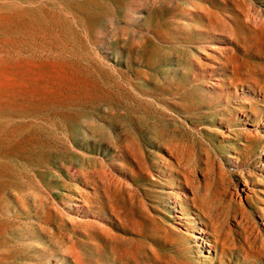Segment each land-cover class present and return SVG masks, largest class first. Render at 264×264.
<instances>
[{
	"label": "rangeland",
	"instance_id": "374dc122",
	"mask_svg": "<svg viewBox=\"0 0 264 264\" xmlns=\"http://www.w3.org/2000/svg\"><path fill=\"white\" fill-rule=\"evenodd\" d=\"M151 3L0 0V264H114L112 247L148 245L169 264H258L240 244L264 232V94L240 91L264 85V0ZM239 133L263 142L239 155Z\"/></svg>",
	"mask_w": 264,
	"mask_h": 264
},
{
	"label": "bare ground",
	"instance_id": "6f19581e",
	"mask_svg": "<svg viewBox=\"0 0 264 264\" xmlns=\"http://www.w3.org/2000/svg\"><path fill=\"white\" fill-rule=\"evenodd\" d=\"M110 1V0H109ZM186 2V1H185ZM188 2H191V1H188ZM193 2V1H192ZM129 3V2H128ZM195 4V3H194ZM193 4V5H194ZM105 5V4H104ZM190 5V4H189ZM164 7V6H163ZM194 7V6H193ZM112 8V7H111ZM184 8V7H183ZM165 9V8H164ZM185 9V8H184ZM195 9V8H194ZM168 10V9H167ZM202 10V9H201ZM152 11V10H151ZM150 11V12H151ZM154 11V10H153ZM156 11V10H155ZM179 11V10H178ZM184 11V10H183ZM187 11H188V9H187ZM186 11V12H187ZM192 11V10H191ZM190 11V12H191ZM158 12V11H157ZM181 11H179V13H180ZM104 13V12H103ZM156 13V12H155ZM169 13V12H168ZM178 13V14H179ZM188 13V12H187ZM187 13H185V14H187ZM177 15V14H176ZM227 15V14H226ZM151 16V15H150ZM187 15H185V17H186ZM190 16V15H189ZM189 16H187L186 18H188ZM145 17V16H144ZM191 17H192V15H191ZM119 18V17H118ZM149 18H151V17H149ZM153 18V17H152ZM172 18V17H171ZM170 18V19H171ZM179 18H181V17H179ZM166 19V18H165ZM173 19H174V17H173ZM177 19V18H176ZM178 20V19H177ZM180 20V19H179ZM189 20V19H188ZM164 21V20H163ZM181 21V20H180ZM187 23V22H186ZM192 24H194V23H192ZM164 25V24H163ZM185 25V24H184ZM182 26V25H181ZM188 26V25H187ZM197 26V25H196ZM165 27V26H164ZM154 28V27H153ZM170 28V27H169ZM176 28V27H175ZM189 28V27H188ZM250 28V27H249ZM174 29V28H173ZM190 29V28H189ZM188 29V30H189ZM192 29V28H191ZM170 30H171V28H170ZM166 32V31H165ZM171 32V31H170ZM176 32V31H175ZM169 34H171V33H169L168 32V34L167 35H169ZM150 35V34H149ZM219 35V34H218ZM147 36V35H146ZM163 36V35H162ZM214 37V36H213ZM221 37V36H220ZM230 37V36H229ZM149 39H151V37L149 38ZM211 39V38H210ZM231 39V38H230ZM229 39V40H230ZM249 39V38H248ZM151 40H153V39H151ZM220 40H222V39H220ZM226 41V40H225ZM232 41V40H231ZM156 42V41H155ZM220 42V41H219ZM226 42H228V41H226ZM157 43V42H156ZM235 46L236 47H234V48H240V47H238V46H243V50H245L246 51V57H249L250 56V54H251V47H247V45L245 44V42H243V41H241V40H235ZM189 45H191V44H189ZM198 45V44H197ZM201 45V44H200ZM205 45V44H204ZM164 46V45H163ZM206 46H208V45H206ZM232 46V45H231ZM159 47V46H158ZM212 47V46H211ZM220 47V46H219ZM227 47H229V46H227ZM226 47V48H227ZM256 47V46H255ZM159 48H161V47H159ZM198 48V47H197ZM201 48V47H200ZM253 48V47H252ZM177 49V48H176ZM196 49V48H195ZM204 49H206V48H204ZM168 50V49H167ZM178 50V49H177ZM186 50V49H185ZM239 50H241V48L239 49ZM169 51V50H168ZM197 52V51H196ZM250 52V53H249ZM256 52H257V55H262L263 57H264V50H261V49H257L256 50ZM203 53V52H202ZM227 56H229V54H230V52L229 51H227ZM248 53H249V55H248ZM187 54V53H186ZM189 54V53H188ZM245 54V53H244ZM234 55H236V53H234ZM189 56V55H188ZM206 56V55H205ZM194 57H195V55H194ZM202 57V56H201ZM255 57H256V55H255ZM187 58H189V57H187ZM186 58V59H187ZM184 59V58H183ZM191 59V58H190ZM189 59V60H190ZM194 59V58H193ZM196 60V59H195ZM204 60V59H203ZM185 61V60H184ZM233 61V60H232ZM219 62V64H225V62H223V61H218ZM190 63V62H189ZM186 64V63H185ZM188 65H190V64H188ZM187 65V66H188ZM188 67H190V66H188ZM212 67H214V68H216L215 66H212ZM186 68V67H185ZM210 69H211V67H210ZM213 69V68H212ZM223 69V68H222ZM201 71V70H200ZM202 71H204V70H202ZM216 71H218V70H216ZM165 72V71H164ZM163 72V73H164ZM187 72V71H186ZM185 72V73H186ZM223 73H224V71H223ZM231 73V72H230ZM246 74V73H245ZM170 74H168V76H169ZM212 75V74H211ZM224 76H226V75H224ZM173 77V76H172ZM227 77V76H226ZM246 77V76H245ZM217 78V77H216ZM250 78V79H249ZM248 78V80H251V81H253L252 83H253V85H249V87H248V89L246 90L245 88L242 90V91H240V94H246V95H248V96H251V97H254L255 95V93H256V91L258 92V93H263L264 94V85H261L260 84V81H258L257 79H255V78H251V77H249ZM172 79H174V78H172ZM240 79V78H239ZM215 80V79H214ZM217 80V79H216ZM227 80L230 82V84H232V85H234L235 84V81H234V79L233 78H227ZM225 81V80H224ZM219 83V82H218ZM166 85V84H165ZM164 85V86H165ZM168 85V84H167ZM216 85V84H215ZM167 87V86H166ZM221 89V88H220ZM174 93V92H173ZM221 94V93H220ZM218 98H219V96H217ZM217 99V98H216ZM215 99V100H216ZM238 100V99H237ZM252 100H254V99H252ZM250 101V100H249ZM249 101H247V99H246V101H244V100H239V102H240V104L242 105V106H240V107H247V105L248 106H250L251 108H254V106H256L257 105V103L256 102H249ZM262 101L264 102V98L262 99ZM249 102V103H248ZM261 103V102H260ZM219 106V105H218ZM259 108H260V106H259ZM263 108V107H262ZM250 111V110H249ZM262 113H263V111H262ZM244 114V113H243ZM260 116V115H259ZM223 119H225V118H223ZM230 119V118H229ZM226 122L228 121V120H225ZM225 125V124H224ZM230 126V125H229ZM239 135L240 136H242L241 138H246V140H247V142L249 143L248 145H244V144H242L243 146H244V149H241V147H239V145H234V148H233V151H234V153H238L239 155L241 154V153H243V151H245V149L247 150V149H252V147H253V145L252 144H254V143H261V142H263V139H261L260 137H252V136H250V135H245L244 133H239ZM127 136V135H126ZM126 136H125V138H126ZM118 137V136H117ZM124 140V139H123ZM138 140V139H137ZM118 141V140H117ZM126 141H127V139H126ZM125 141V142H126ZM124 142V141H123ZM123 142H121V143H123ZM129 142V141H128ZM120 143V144H121ZM135 143H137L136 141H135ZM124 144V143H123ZM127 144V143H126ZM134 145H136V144H134ZM138 145V144H137ZM136 145V146H137ZM260 145V144H259ZM116 146H118V145H116ZM255 146V145H254ZM258 146V145H257ZM119 147V146H118ZM127 148H128V146H126ZM93 148V147H92ZM70 149V148H69ZM124 149H125V147H124ZM134 149V148H133ZM121 151V150H120ZM122 152V151H121ZM133 152H134V150H133ZM137 152V151H136ZM252 153V152H251ZM59 154V153H58ZM83 154V153H82ZM126 154V153H125ZM81 156V155H80ZM128 156V155H127ZM248 156V155H247ZM246 156V157H247ZM65 157V156H64ZM241 157V156H240ZM63 158V157H62ZM80 158V157H79ZM84 158V157H83ZM87 158V157H86ZM236 158V157H235ZM260 158V157H259ZM239 159V158H238ZM244 159V158H243ZM83 160V159H82ZM84 160H85V158H84ZM91 162V161H90ZM62 163H63V161H62ZM70 163V162H69ZM81 163V162H80ZM81 164H83V163H81ZM86 164V163H85ZM91 164V163H90ZM95 164V163H94ZM96 165V164H95ZM70 166V165H69ZM72 166V165H71ZM91 166H92V164H91ZM48 167V166H47ZM52 168V167H51ZM71 168V167H70ZM77 168V167H76ZM84 168V167H83ZM86 168V167H85ZM91 168V167H90ZM95 168V167H94ZM262 168V167H261ZM87 169V168H86ZM77 170H79V169H77ZM76 170V171H77ZM98 170V169H97ZM96 170V171H97ZM83 171V170H82ZM102 171V170H101ZM69 172V171H68ZM93 172V171H92ZM69 173H72V172H69ZM80 173V172H79ZM96 173V172H95ZM107 173V172H106ZM58 174V173H57ZM75 174V173H74ZM73 174V175H74ZM100 174V173H99ZM107 175V174H106ZM75 176V175H74ZM98 177V176H97ZM104 177H105V174H104ZM109 177V176H108ZM64 178V177H63ZM76 178V177H75ZM104 179H106V178H104ZM114 180V179H113ZM102 181V180H101ZM107 181V180H106ZM110 181V180H109ZM264 181V180H263ZM41 182V181H40ZM108 182V181H107ZM111 182V181H110ZM36 183H38V182H36ZM114 183V182H113ZM112 183V184H113ZM116 183V182H115ZM121 183V182H120ZM248 183V182H247ZM129 184V183H128ZM255 184V183H254ZM259 184V183H258ZM131 185V184H130ZM253 185V184H252ZM127 186V185H126ZM132 186V185H131ZM42 187V186H41ZM186 187V186H185ZM45 188H43L42 190H44ZM55 189V188H54ZM116 189V188H115ZM253 190H255L256 191V189H254V188H252ZM90 190V189H89ZM107 190V189H106ZM259 190V189H258ZM44 191H47V190H44ZM255 191H253L254 193H255ZM258 192V191H257ZM263 193V192H262ZM251 195H253L252 193H250ZM70 195V194H69ZM97 195V194H96ZM95 195V196H96ZM91 196V195H90ZM248 196V195H247ZM254 196V195H253ZM80 197V196H79ZM249 197V196H248ZM247 197V198H248ZM255 197V196H254ZM70 198V197H69ZM81 198H83V197H81ZM258 198V197H257ZM262 198V197H261ZM250 199H252L253 200V197L251 198L250 197ZM259 199V198H258ZM193 200V199H192ZM191 200V201H192ZM248 200V199H247ZM260 200V199H259ZM264 200V199H263ZM80 201V200H79ZM261 201V200H260ZM259 201V202H260ZM193 202H196L195 200H193ZM249 202H251V201H249ZM98 203V202H97ZM255 203V202H254ZM64 204V203H63ZM95 204V203H94ZM262 204H264V203H262ZM249 205V204H248ZM74 207L77 209L78 207H80V206H78V205H74ZM259 206L257 205V208H258ZM256 208V207H255ZM86 209V208H85ZM94 209H95V207H94ZM244 209V208H243ZM242 209V210H243ZM110 210H111V213L117 218V220H118V222H120L123 226H129L128 225V223L122 218V216H121V214L114 208V206H112V204H111V208H110ZM76 211H80V210H76ZM88 211V210H87ZM90 211V210H89ZM100 211V210H99ZM244 211H246V210H244ZM261 211V210H260ZM102 212V211H101ZM92 213V212H91ZM109 213V212H108ZM107 213V214H108ZM241 213V212H240ZM242 213H243V211H242ZM241 213V214H242ZM261 213H263V212H261ZM104 215V214H103ZM106 215V214H105ZM111 216V215H110ZM109 216V217H110ZM238 216H239V214H238ZM106 217V216H105ZM108 217V218H109ZM111 217H113V216H111ZM264 217V216H263ZM235 218V217H234ZM237 218V217H236ZM202 219V218H201ZM234 220H236V219H234ZM112 221V220H111ZM109 222L111 225H113L112 224V222ZM115 221V220H114ZM239 221H240V219H239ZM242 221V220H241ZM244 221V220H243ZM242 221V222H243ZM203 223V222H202ZM243 223H245V222H243ZM131 224V223H130ZM237 224V223H236ZM93 225V224H92ZM104 225V224H103ZM117 225V224H116ZM253 225V224H252ZM97 226V225H96ZM231 226V225H230ZM238 226V225H237ZM247 226V225H246ZM246 226H245V228H246ZM254 226V225H253ZM57 227V226H56ZM64 227H65V229H63V230H66V228L67 227H69V225H68V223L66 222L65 224H64ZM97 227H99V226H97ZM103 227V226H102ZM105 227H106V225H105ZM205 227L206 228H209V227H207V225H205ZM242 227H244V226H242ZM248 227V226H247ZM110 228V227H109ZM119 228V227H118ZM121 228V227H120ZM229 228V227H228ZM231 228V227H230ZM251 228H253V227H251ZM57 229L58 230H62L61 228H59V227H57ZM100 229H101V226H100ZM103 229V228H102ZM250 229V228H249ZM258 229V228H257ZM205 230V229H204ZM203 229H200V231H199V234H206V233H208L207 231L205 232ZM241 230V229H240ZM246 230V229H245ZM245 230H244V232H245ZM78 232H80V231H78ZM252 232V231H251ZM248 234H250L249 233V231L247 232ZM247 233H245V234H247ZM103 234H105V232H103ZM133 234V233H132ZM146 234H148V232L146 233ZM247 234V235H248ZM255 234H256V236L255 237H258L262 242L260 243V241H259V243L261 244V245H259V246H257L256 245V243L255 242H253V239L252 238H249V237H246V236H244V237H246L245 238V241L242 243V244H240L241 245V248L243 249V251H244V255H245V258L246 259H251V258H253V259H255L256 260V263H258V264H264V232L263 231H257V232H255ZM71 235V234H70ZM80 235L82 236V237H90L89 236V234H84V233H80ZM136 236H142L143 237V239L144 240H146V241H149L150 243H151V241H154L155 240V238H152V237H148V236H145V234L143 235V234H135ZM219 235V234H218ZM221 235V234H220ZM226 235V234H225ZM233 236H234V234H232ZM68 236V235H67ZM78 236V235H77ZM106 236H109V238L110 239H116V238H118L117 236H114L113 234H111V233H107L106 234ZM218 237H220V236H218ZM241 237V236H240ZM81 238V237H80ZM106 238V237H105ZM105 238H102V240H106ZM242 238V237H241ZM125 239V238H124ZM209 239V236L207 237V241L205 240V239H203L202 237H201V239L200 240H203V244H204V246L205 247H208V251L209 252H213V249L211 248V246H212V242L211 241H209L208 240ZM227 239V238H226ZM224 240V242L225 241H227V240ZM233 239V238H232ZM242 239H244V238H242ZM71 240H72V238H71ZM120 241H121V239H119ZM235 240V239H234ZM236 240H238V239H236ZM78 241H80V239H78ZM90 241V240H89ZM123 241V240H122ZM230 240H228L227 241V243L229 242ZM239 241H241V240H239ZM102 243V242H101ZM230 243V242H229ZM127 244H128V242H127ZM152 244V243H151ZM216 244H219V241L217 240V242H216ZM221 244V243H220ZM236 244V243H235ZM234 244V245H235ZM92 245H95V246H99V244H96V243H92ZM114 245V244H113ZM233 245V244H232ZM88 246V245H87ZM222 246V245H221ZM126 247H128L129 248V246H126ZM227 247V246H226ZM229 247V246H228ZM232 247V246H231ZM224 248H225V246H224ZM236 248V247H235ZM145 249H147V251H146V253H145V255H143L142 256V258H138V257H133V256H128L127 258H124V257H121L120 256V254H119V252H120V250H119V248L116 246V247H112V261L111 262H113L114 264H128L127 263V261H131V259H132V261L135 263V264H169V262L168 261H165L164 259V257L163 256H161L160 255V252L158 251L159 250V247H157V246H155L154 245V247L153 246H151V245H148V247L147 248H145ZM188 249V248H187ZM222 249V248H221ZM229 250H232V248H228ZM99 250V249H98ZM189 250V249H188ZM185 251H186V249H185ZM215 252V251H214ZM223 253H224V250H223ZM90 255H91V252H90ZM106 256V255H105ZM126 256V255H125ZM94 257V256H93ZM130 257H132V258H130ZM106 259H107V256L105 257ZM111 260V259H110ZM144 260H148L146 263H145V261ZM119 262V263H118ZM107 263V262H106ZM220 264V263H219Z\"/></svg>",
	"mask_w": 264,
	"mask_h": 264
},
{
	"label": "clouds",
	"instance_id": "9594fccd",
	"mask_svg": "<svg viewBox=\"0 0 264 264\" xmlns=\"http://www.w3.org/2000/svg\"><path fill=\"white\" fill-rule=\"evenodd\" d=\"M164 5V0H152L151 5L149 6L150 10H162ZM123 27V26H122ZM100 35H103L100 34ZM112 41H121L124 44H126L128 42V36L127 35H123V36H119V35H113L111 36ZM141 46V41L137 40L134 42V44L132 45V47L139 49Z\"/></svg>",
	"mask_w": 264,
	"mask_h": 264
}]
</instances>
